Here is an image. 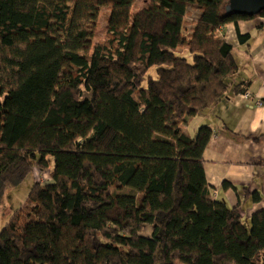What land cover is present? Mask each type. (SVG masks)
<instances>
[{
  "label": "trees",
  "instance_id": "16d2710c",
  "mask_svg": "<svg viewBox=\"0 0 264 264\" xmlns=\"http://www.w3.org/2000/svg\"><path fill=\"white\" fill-rule=\"evenodd\" d=\"M229 1L0 0V189L51 179L0 232V264H264V209L248 227L216 197L214 130L182 127L249 85L220 32L264 12Z\"/></svg>",
  "mask_w": 264,
  "mask_h": 264
},
{
  "label": "crops",
  "instance_id": "0c3cea01",
  "mask_svg": "<svg viewBox=\"0 0 264 264\" xmlns=\"http://www.w3.org/2000/svg\"><path fill=\"white\" fill-rule=\"evenodd\" d=\"M238 33L249 34V43L241 44ZM220 35L233 47L240 67L235 83L249 82L250 97L242 99L231 90L227 98L182 127L194 136L201 125L211 126L214 135L203 154L207 181L216 197L230 207L241 205L243 219L251 218L264 209V18L238 20ZM225 182L237 189L224 190ZM243 187L247 191L240 192ZM256 192L260 202L253 201Z\"/></svg>",
  "mask_w": 264,
  "mask_h": 264
},
{
  "label": "rangeland",
  "instance_id": "374dc122",
  "mask_svg": "<svg viewBox=\"0 0 264 264\" xmlns=\"http://www.w3.org/2000/svg\"><path fill=\"white\" fill-rule=\"evenodd\" d=\"M149 0H138L136 6L137 9L142 8L145 4L148 3ZM107 22L104 18V15L100 17V27L97 29L96 33L99 38H104V31L106 30ZM178 55L187 57L189 62H192V56L188 51L182 52L178 51ZM151 74H155V70L150 72ZM144 85L147 84L145 80ZM245 95V100L250 97L248 91L240 94V98ZM258 106H262V102H257ZM195 137V135L193 136ZM50 174L48 171H40L35 169L34 172H31L20 184L16 187L2 190L0 189V232L3 230L6 223L9 221L11 215L17 210L20 209L23 204L27 202L29 194L35 183L45 184L50 182ZM243 222L246 226L250 227V218L244 217Z\"/></svg>",
  "mask_w": 264,
  "mask_h": 264
},
{
  "label": "water",
  "instance_id": "95a60500",
  "mask_svg": "<svg viewBox=\"0 0 264 264\" xmlns=\"http://www.w3.org/2000/svg\"><path fill=\"white\" fill-rule=\"evenodd\" d=\"M225 11L238 17H256L264 12V0H230Z\"/></svg>",
  "mask_w": 264,
  "mask_h": 264
},
{
  "label": "built area",
  "instance_id": "2783aa9c",
  "mask_svg": "<svg viewBox=\"0 0 264 264\" xmlns=\"http://www.w3.org/2000/svg\"><path fill=\"white\" fill-rule=\"evenodd\" d=\"M242 99H245V95H244V96H242Z\"/></svg>",
  "mask_w": 264,
  "mask_h": 264
}]
</instances>
